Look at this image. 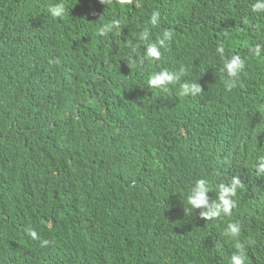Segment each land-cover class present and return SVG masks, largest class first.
Returning <instances> with one entry per match:
<instances>
[{
	"label": "trees",
	"instance_id": "trees-1",
	"mask_svg": "<svg viewBox=\"0 0 264 264\" xmlns=\"http://www.w3.org/2000/svg\"><path fill=\"white\" fill-rule=\"evenodd\" d=\"M254 2L0 0V264H230L232 222L246 264H264V176L254 171L264 13ZM55 3L60 18L47 11ZM164 30L173 37L161 59L146 58ZM233 54L245 68L227 91ZM181 68L167 90L148 86ZM185 82L202 92L180 96ZM173 133L190 144L174 145ZM234 176L231 216L205 221L188 205L196 180L215 202Z\"/></svg>",
	"mask_w": 264,
	"mask_h": 264
},
{
	"label": "clouds",
	"instance_id": "clouds-1",
	"mask_svg": "<svg viewBox=\"0 0 264 264\" xmlns=\"http://www.w3.org/2000/svg\"><path fill=\"white\" fill-rule=\"evenodd\" d=\"M103 3L104 0H99ZM48 14L52 18H60L64 12L63 3H55L48 7ZM251 11L254 13H264V0H255L252 4ZM159 21V13L153 12L150 17V24L156 25ZM118 25L117 21L113 22L112 27ZM107 29L101 28L99 30L100 35H104ZM173 32L171 30H164L162 32V38L156 43H148L145 50V57L153 60L161 59L160 47L165 45L166 41L171 40ZM140 39L146 41L148 39V32L145 31L141 34ZM260 46L257 45L255 52L260 53ZM220 53H223V48L218 49ZM245 68V61L241 56L233 54L230 58H226L223 64L222 72L225 76V89L231 91L236 88L240 74ZM185 74V69L181 68L179 72L168 71L167 69L152 74L148 79V86L152 88H159L167 90L169 85L176 84L180 81L181 76ZM202 92L201 86L198 83H182L180 85L179 95L180 96H196ZM193 115V114H192ZM186 118L187 122H190L191 116ZM190 135L186 138L183 144H179L176 135L173 133L172 142L174 145L180 147L183 145L190 144ZM255 175L257 177L264 176V157H260L254 166ZM208 180L198 179L192 185L188 195L187 203L190 205L192 210L200 209V217L206 220H213L221 218L222 216H231L232 210L236 207V202L233 197L236 195L238 188L241 187L242 182L239 177H232L231 183L219 185L218 199L215 202L210 201L208 196L209 187ZM28 235L33 239H39L38 233L33 230H28ZM225 235L231 239L237 240L235 244L236 251L230 257V264H246L244 245L239 242L238 238L241 235V224L239 222H232L227 225ZM49 241L42 240L41 246L48 245Z\"/></svg>",
	"mask_w": 264,
	"mask_h": 264
}]
</instances>
